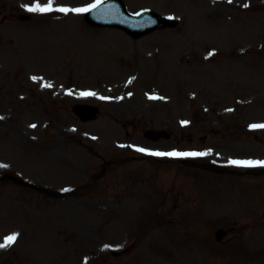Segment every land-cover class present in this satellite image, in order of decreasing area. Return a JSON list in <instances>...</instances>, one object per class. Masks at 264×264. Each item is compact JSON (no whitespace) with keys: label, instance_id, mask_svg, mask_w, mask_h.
Masks as SVG:
<instances>
[{"label":"rangeland","instance_id":"obj_1","mask_svg":"<svg viewBox=\"0 0 264 264\" xmlns=\"http://www.w3.org/2000/svg\"><path fill=\"white\" fill-rule=\"evenodd\" d=\"M123 1L173 11L178 24L133 40L89 28L81 13H32L23 6L34 0H0V243L19 234L0 249V264H264V178L155 162L131 149L203 152L177 158L226 166L228 157L264 156V128L251 127L264 120V49L235 59L233 49L216 48L243 42L242 23L256 46L264 0ZM206 46L214 49L207 59L199 51L176 63L180 50ZM156 47L159 56H144ZM248 92H262L251 107L239 103ZM81 102L100 106L97 120L72 114ZM149 130L169 137L150 141ZM218 229L229 231L222 241Z\"/></svg>","mask_w":264,"mask_h":264},{"label":"snow or ice","instance_id":"obj_2","mask_svg":"<svg viewBox=\"0 0 264 264\" xmlns=\"http://www.w3.org/2000/svg\"><path fill=\"white\" fill-rule=\"evenodd\" d=\"M229 3L232 2V0H228ZM100 3V0H96V3L94 4H89L86 7L83 8H68V7H54V0H46L45 3L39 2V0H34V2L31 5H24L23 7L26 8L27 11L32 12V13H51V12H63V13H69V12H74V13H82V12H90L92 9L96 8L97 5ZM248 5L245 4L244 7H247ZM169 19H172V17H169ZM211 55V53H210ZM31 79L36 80L37 77H31ZM44 87H51L52 85L45 84L43 85ZM71 94V93H69ZM81 95H95V93L91 92H86V93H81ZM152 99H156L157 97H150ZM187 123V122H183ZM32 127H35V125H32ZM253 128H264V124H259V125H251ZM137 151L144 152L146 151L143 148L137 149ZM150 155H156V156H176V157H186V156H204L207 155L208 153H197V152H169V153H163V152H153L149 153ZM230 164L238 167H264V161H253V160H231L229 161ZM0 167H3V165H0ZM65 191H68V189H65ZM18 233L10 235L5 238L4 243H0V249L6 248L8 246H11L18 237ZM107 247V246H106Z\"/></svg>","mask_w":264,"mask_h":264},{"label":"water","instance_id":"obj_3","mask_svg":"<svg viewBox=\"0 0 264 264\" xmlns=\"http://www.w3.org/2000/svg\"><path fill=\"white\" fill-rule=\"evenodd\" d=\"M126 20L128 21V22H131V23H134V21H135V19L133 20V19H131V18H126ZM204 168H206V167H204ZM207 168H209V169H212V170H217V169H215V168H210V167H207Z\"/></svg>","mask_w":264,"mask_h":264}]
</instances>
